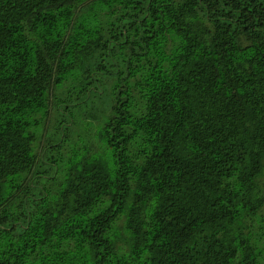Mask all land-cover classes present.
<instances>
[{"label": "trees", "instance_id": "1", "mask_svg": "<svg viewBox=\"0 0 264 264\" xmlns=\"http://www.w3.org/2000/svg\"><path fill=\"white\" fill-rule=\"evenodd\" d=\"M0 264H264V0H0Z\"/></svg>", "mask_w": 264, "mask_h": 264}, {"label": "rangeland", "instance_id": "2", "mask_svg": "<svg viewBox=\"0 0 264 264\" xmlns=\"http://www.w3.org/2000/svg\"><path fill=\"white\" fill-rule=\"evenodd\" d=\"M72 139L77 140V135H79L80 137H84V139H81L79 142L75 141L78 143V146L76 148H84L89 147L87 144L88 142L92 143L93 145L97 146V147H101V141H100V136H99V132H98V125L95 122H91V123H87L86 125L84 124L83 127H78V130H76L75 132H73L71 134ZM73 147V143H69L65 146V151H69L71 148Z\"/></svg>", "mask_w": 264, "mask_h": 264}]
</instances>
